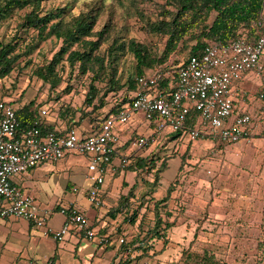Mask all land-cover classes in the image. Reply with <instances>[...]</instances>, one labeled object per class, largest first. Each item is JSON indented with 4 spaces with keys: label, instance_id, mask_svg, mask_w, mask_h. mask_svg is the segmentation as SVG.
I'll return each mask as SVG.
<instances>
[{
    "label": "rangeland",
    "instance_id": "374dc122",
    "mask_svg": "<svg viewBox=\"0 0 264 264\" xmlns=\"http://www.w3.org/2000/svg\"><path fill=\"white\" fill-rule=\"evenodd\" d=\"M93 1L95 0H53L48 2L46 7L63 6L69 3L71 14H77ZM97 1L105 8L100 13L95 30L100 29L109 20L114 29V35L122 36L121 39L132 38L146 44L154 54L161 52L165 38L148 34L145 31V23L158 16V6L163 3V0ZM19 14L20 12L0 24V42L8 40ZM107 44H101V51ZM56 49L57 44L54 45L50 40L41 43L29 56L31 59L29 66H23L20 70L15 69L8 77L0 80V88L4 86L11 88V92L6 95L0 93V98L5 101H14L16 106L32 101V109L38 107L39 104V106L52 104L53 111H56L62 104H67L75 111V116L79 120L78 124L84 121V127H87V123L105 113L106 107L92 112L91 120L85 116L81 117V111L90 110V107L83 105L88 81L86 77L78 83L74 81V89L65 94L62 93L65 87L64 82L52 92L48 84L43 83L31 73V65L45 62ZM187 52L188 50L185 49L176 54V60L182 61ZM263 58L264 54L261 55L262 60ZM132 66L133 58L130 54L117 55V68L121 83L125 82ZM249 76L253 79V83L245 88L247 94L242 93V97L239 96L241 97L239 101L244 99L246 105L239 102L238 106L254 113L260 105L257 92L261 87V78L252 73ZM125 88L126 84L123 89ZM20 92L21 95L18 98ZM56 94L58 99H54ZM111 99L112 97L109 96L106 100L109 102ZM141 118L135 115L132 122L126 124L116 122V125L123 130L136 124L139 134L148 136L151 130L147 129L148 123ZM195 127L206 129L199 119ZM86 133L89 134V132ZM166 133L170 135L166 136L162 143L160 136ZM174 134L165 128L160 132L158 142H156L158 138L155 137L154 142H150L139 151H151L149 156L156 160L157 165L160 163L159 160L169 158L175 160V156L185 155L181 168H178L176 176L172 179L174 189L167 203V208L172 211L170 219L174 220V226L168 230L167 246L161 254L142 258L135 255L130 258L129 263L264 264V137L257 135L248 141L221 144L206 138L189 140L185 133L172 138ZM133 135L137 133L134 132ZM123 175L130 182L124 192L127 195L134 181L141 177L142 173L138 169L129 168L124 171ZM167 183L168 179L163 176L158 188L161 193H157V198L164 196L161 189H164ZM144 200L142 203L139 198L130 201L132 206L127 207V212H120L119 223L124 222L127 225L121 230L125 237L135 233L138 238H141L150 226L152 202L149 197ZM81 202L87 204L88 201L81 197ZM140 204L142 207L134 222H129L128 218L135 213V208ZM146 206L149 210L144 212ZM141 215L144 217L141 218ZM161 245V241L154 242L156 249H159Z\"/></svg>",
    "mask_w": 264,
    "mask_h": 264
},
{
    "label": "trees",
    "instance_id": "16d2710c",
    "mask_svg": "<svg viewBox=\"0 0 264 264\" xmlns=\"http://www.w3.org/2000/svg\"><path fill=\"white\" fill-rule=\"evenodd\" d=\"M51 1L53 0H0V24L20 12L8 40L0 42V80L8 77L15 69L20 70L23 66H29L31 64L29 56L34 50L41 43L52 41L54 45L57 44V49L45 62L31 65V73L48 84L52 92L64 82L62 93L65 94L74 89V81L78 83L86 77L88 81L83 105L90 107V110L81 111V117L85 116L91 120L92 112L106 107L103 115L87 123V128L92 131H97L99 123L106 115L130 101L131 93L136 89V77L155 69L169 72L168 76H161L156 86L158 92L167 94L176 88L177 66L190 55L198 54L208 43L224 44L235 37L253 44L264 22V0H163L158 6V16L145 23V31L148 34L165 38L161 52L154 54L146 44L114 35L109 20L100 29L95 30L100 13L105 8L100 6L97 0L86 5V8L77 14H71L69 3L46 7ZM103 43L108 44L101 51ZM185 49L188 50L187 55L179 62L175 55ZM118 54H130L133 58L132 69L124 83H121L117 68ZM125 84L126 88L123 89ZM10 89L1 87L0 93L6 95L11 92ZM124 91L127 94H124ZM20 95L21 92L17 97ZM109 96L112 99L107 102ZM54 99H58L57 94ZM11 103L15 108L20 128L24 129L36 116L35 109H32L33 102L21 103L20 106H16L14 101ZM44 105L47 106L48 114L63 121L67 129L80 128L79 120L71 106L62 104L53 111L52 104ZM258 112L259 109L254 113ZM260 117L264 120V113ZM197 119L198 113L191 110L185 126H194ZM47 129L50 130L52 127L47 126L43 131ZM174 133L172 138L180 136L182 132L179 130ZM179 158L182 162L185 155L181 154ZM159 161L157 165L152 157L140 159L137 157L133 163L136 169H140L141 173L150 179L141 178L147 189L140 194L139 199L140 203L147 197L151 199V224L142 234L143 237L138 238L135 234L120 245L140 249L141 253L137 256L141 258L161 254L167 246L168 230L174 226V220L170 219L172 211L167 208L168 199L174 189L172 180L167 185L163 197L151 196L163 178L161 173L166 169L167 160ZM127 168L132 169L133 165L129 164ZM126 201L127 197L119 198L121 207H126ZM140 207L141 204L128 218L129 222H134ZM127 210L128 208L126 212ZM147 210L149 208L146 206L144 212ZM140 217L143 218L144 215ZM155 241H161L159 249L154 247Z\"/></svg>",
    "mask_w": 264,
    "mask_h": 264
},
{
    "label": "built area",
    "instance_id": "2783aa9c",
    "mask_svg": "<svg viewBox=\"0 0 264 264\" xmlns=\"http://www.w3.org/2000/svg\"><path fill=\"white\" fill-rule=\"evenodd\" d=\"M264 22L262 30L253 44L235 37L224 44L208 43L198 54L190 55L177 66L176 88L167 94L157 91V82L169 72L155 69L136 77V89L130 101L117 107L99 123L97 131L77 128L44 130L50 115L46 105L35 108V118L24 129L20 128L12 101L0 98V218L16 217L40 229L44 236L61 241L71 228L83 234L88 241L98 245L107 242L91 226L86 214L75 207L63 206L59 212L64 221L60 228L48 225L47 215L40 212L33 198L16 183L15 176H28L30 170L45 161H57L67 154H76L86 159L85 179L90 181L86 193L89 204L100 206V186L106 174L115 169L123 170L129 165L128 154H136L150 142L155 134L168 128L181 131L189 140L206 138L221 144L248 141L254 136L264 137ZM252 73L261 78L258 99V113H250L238 106L236 86L240 79ZM1 96V94H0ZM191 110L198 113V119L206 129L186 127L185 121ZM154 127L149 136L137 134L128 140L126 150L121 151L117 133L118 123H130L133 116ZM86 132H89L87 134ZM91 132V133H90ZM118 157V165H112ZM119 243L124 238L118 239ZM46 259L41 264H49Z\"/></svg>",
    "mask_w": 264,
    "mask_h": 264
},
{
    "label": "crops",
    "instance_id": "0c3cea01",
    "mask_svg": "<svg viewBox=\"0 0 264 264\" xmlns=\"http://www.w3.org/2000/svg\"><path fill=\"white\" fill-rule=\"evenodd\" d=\"M250 74L244 75L236 86L238 104L245 102L244 99L242 101L239 99L242 97V93L247 94L245 88L253 83ZM137 116L141 117L139 114ZM47 123L57 132L61 133L65 131L64 129L67 130L65 123L54 116H50ZM84 126L85 122L82 121L80 128H77L82 134L83 130L87 129ZM147 126V129L151 130L149 135L155 132L152 124ZM134 132L139 134L136 124L123 130L117 129L123 153H128L126 146L128 140L134 136H132ZM155 135L158 138L156 142L160 138L162 142L170 134L166 133L164 136H160V133H157ZM161 142L160 145L163 143ZM150 154L151 151L128 154L130 155L129 164L133 165L132 169H136L133 163L137 157L139 159L147 158L150 157ZM180 164L179 156H175V160L174 158L167 159L166 169L161 173L168 179L167 185L175 176ZM112 165L117 167L118 157H114ZM126 169L129 168L126 167L123 170L117 168L106 174L98 193V197L102 201L100 206L81 202V197L86 198L87 190L90 187V181L84 177L86 159L83 156L67 154L57 161L41 162L30 170L28 176L16 175L17 185L33 198L37 209L47 215L48 225L52 229L60 228L64 221L63 214L59 212L60 207H75L86 214L93 229L97 234L106 236L107 242L98 245L94 241H88L74 228H71L61 241H56L50 236H44L40 229L34 228L25 219L0 218V264H41L46 259L50 260L49 264H131L129 263L130 258L140 254L141 251L133 246L120 245L118 241L120 237H123L127 242L130 237L135 236V233H131L129 237L124 236L125 234L121 230L125 229L127 225L124 222L119 223L120 212L126 213V208L132 206L130 201L137 200L139 195L147 189L141 178L149 179V177H146L145 174L138 177L134 181V185H131L130 193L126 195L124 194L125 188L130 183L123 175ZM160 185L161 181L151 196L156 197L160 192L158 191ZM167 185L161 189L164 193ZM68 191L72 193L69 194ZM121 196L127 197L126 207H121L122 205L119 204Z\"/></svg>",
    "mask_w": 264,
    "mask_h": 264
}]
</instances>
